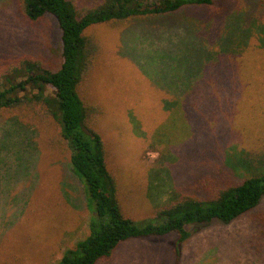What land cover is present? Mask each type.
Instances as JSON below:
<instances>
[{"label": "rangeland", "instance_id": "1", "mask_svg": "<svg viewBox=\"0 0 264 264\" xmlns=\"http://www.w3.org/2000/svg\"><path fill=\"white\" fill-rule=\"evenodd\" d=\"M222 2L220 16L189 7L120 28L104 23L89 29L102 56L84 83L86 95L105 108L97 127L118 176L123 210L136 221L159 223L155 210L176 188L200 178L235 184L264 174V12L251 16L257 0H215L214 5ZM249 18L256 27L246 43L239 35L247 34ZM236 26L238 39L228 47L226 35ZM205 47L217 58L191 81L185 62ZM24 56L59 66L57 20L48 15L29 21L16 0H0V76ZM180 94H187L194 115L205 106L206 130L193 118L195 134L187 136L177 109L171 113ZM0 114V140L23 141L35 134L19 126L13 130L11 115ZM47 137L37 131L39 149L17 157L0 148V264L56 262L90 233L89 223L97 217L86 182L68 155L43 145ZM177 145L170 159L155 149ZM187 228L191 235L183 241L177 233L128 239L97 264H264V197L231 222Z\"/></svg>", "mask_w": 264, "mask_h": 264}, {"label": "trees", "instance_id": "2", "mask_svg": "<svg viewBox=\"0 0 264 264\" xmlns=\"http://www.w3.org/2000/svg\"><path fill=\"white\" fill-rule=\"evenodd\" d=\"M214 1L16 0L19 11L29 21L48 15L56 18L61 32V58L56 66L40 57L24 56L2 73L0 113L11 115L8 119L14 122L13 130L19 126L26 133L30 130L35 134L41 130L47 133L43 145L68 155L73 171L86 182L97 211V217L89 223L90 233L51 264H97L111 257L120 244L131 238L177 233L179 241H183L191 235L189 224L231 222L256 207L264 197V174L261 173L248 175L235 184H219L211 177L200 178L189 187L176 188L169 202L155 210L153 217L160 220L159 223L147 219L136 221L123 210L118 176L111 167L107 142L97 127V118L105 113V108L86 95V81L102 56L96 34L89 31L92 26L110 23L113 28H120L137 18L170 15L189 7L209 8L211 16H220L224 13V2L217 6ZM257 2V10L254 12L253 7L251 16L264 12V0ZM252 25L255 26V20L249 18L247 34L239 35L242 42L247 43L252 37ZM239 26L242 27L240 23ZM236 33L237 26L227 33V44L231 43L228 47L236 43ZM225 46L226 42L221 40L220 52L225 51ZM217 54L211 48L198 50L195 57L191 55L185 62V75L191 81L197 79L210 58H217ZM180 95L171 113L177 109L181 120L188 125L187 136L195 134L196 119L202 126L197 128L206 130L205 106L194 115L187 94ZM198 97L204 101V95ZM33 136L27 134L23 141L2 139L0 148L6 149L5 156L16 153L17 157L18 152L38 148ZM178 145L155 149L170 159Z\"/></svg>", "mask_w": 264, "mask_h": 264}]
</instances>
